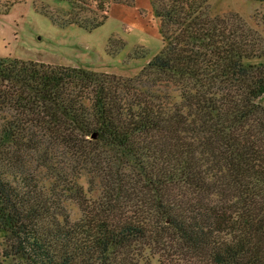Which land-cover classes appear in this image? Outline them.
Here are the masks:
<instances>
[{"label":"trees","instance_id":"16d2710c","mask_svg":"<svg viewBox=\"0 0 264 264\" xmlns=\"http://www.w3.org/2000/svg\"><path fill=\"white\" fill-rule=\"evenodd\" d=\"M208 2L151 0L133 75L0 56V264H264V40Z\"/></svg>","mask_w":264,"mask_h":264},{"label":"rangeland","instance_id":"374dc122","mask_svg":"<svg viewBox=\"0 0 264 264\" xmlns=\"http://www.w3.org/2000/svg\"><path fill=\"white\" fill-rule=\"evenodd\" d=\"M89 1L79 3L87 9L91 5L92 12L95 6ZM133 2L132 6H111L103 24L87 30L54 21L50 11L71 10L69 0H0V56L133 75L162 46L151 0ZM76 6L79 7L77 3ZM207 9L212 18L235 17L236 22L242 21L256 31L257 41L264 40V0H209ZM91 12L81 11L77 17H92ZM122 45L125 46L121 48ZM110 50H115L114 54ZM261 101L264 103V95ZM83 182L87 187V181ZM71 212L74 217L79 215L75 206ZM7 260L4 264H20L17 257Z\"/></svg>","mask_w":264,"mask_h":264}]
</instances>
